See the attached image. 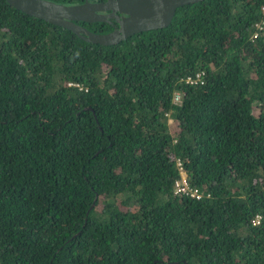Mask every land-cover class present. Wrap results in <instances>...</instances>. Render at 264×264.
I'll return each instance as SVG.
<instances>
[{
    "label": "trees",
    "instance_id": "obj_1",
    "mask_svg": "<svg viewBox=\"0 0 264 264\" xmlns=\"http://www.w3.org/2000/svg\"><path fill=\"white\" fill-rule=\"evenodd\" d=\"M0 264H264V0L110 45L0 0Z\"/></svg>",
    "mask_w": 264,
    "mask_h": 264
},
{
    "label": "water",
    "instance_id": "obj_2",
    "mask_svg": "<svg viewBox=\"0 0 264 264\" xmlns=\"http://www.w3.org/2000/svg\"><path fill=\"white\" fill-rule=\"evenodd\" d=\"M4 1L22 13L68 29L84 41L110 45L135 33L165 27L178 7L201 0H108L106 3L83 0L76 4L51 0ZM106 10L108 14L97 13ZM116 12L125 16L119 18ZM107 17L113 18L118 27L106 33H95L76 23H108Z\"/></svg>",
    "mask_w": 264,
    "mask_h": 264
},
{
    "label": "flooded vegetation",
    "instance_id": "obj_3",
    "mask_svg": "<svg viewBox=\"0 0 264 264\" xmlns=\"http://www.w3.org/2000/svg\"><path fill=\"white\" fill-rule=\"evenodd\" d=\"M81 1H83V0H77V1H75V2H69V3H67V4H76V3H80ZM88 1H91V2H99V3H106L108 0H88ZM97 13H99V14H108L109 13V11L108 10H106V11H97ZM116 14L119 16V18L121 17V16H125L124 14H122V13H118V12H116ZM106 20L108 21V23L107 24H109L110 25V30H108V31H105V32H98V33H106V32H109V31H111V30H113L114 28H117L118 27V23H116V21L113 19V18H106ZM76 23L77 24H80V25H83V26H85L86 27V24L87 23H84V22H80V21H76ZM106 23V22H105ZM89 24H91V23H89ZM87 29H89V28H92V27H86Z\"/></svg>",
    "mask_w": 264,
    "mask_h": 264
},
{
    "label": "built area",
    "instance_id": "obj_4",
    "mask_svg": "<svg viewBox=\"0 0 264 264\" xmlns=\"http://www.w3.org/2000/svg\"><path fill=\"white\" fill-rule=\"evenodd\" d=\"M201 83V82H200ZM179 99V94L178 93H175L174 95H173V100L174 101H177ZM177 186H179L178 184H176Z\"/></svg>",
    "mask_w": 264,
    "mask_h": 264
},
{
    "label": "rangeland",
    "instance_id": "obj_5",
    "mask_svg": "<svg viewBox=\"0 0 264 264\" xmlns=\"http://www.w3.org/2000/svg\"><path fill=\"white\" fill-rule=\"evenodd\" d=\"M178 184V183H177Z\"/></svg>",
    "mask_w": 264,
    "mask_h": 264
}]
</instances>
